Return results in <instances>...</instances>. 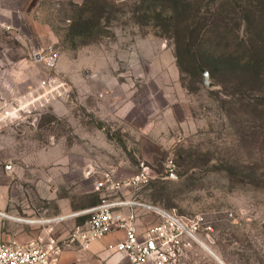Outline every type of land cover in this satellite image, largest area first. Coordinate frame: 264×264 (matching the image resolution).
Masks as SVG:
<instances>
[{"label": "rangeland", "instance_id": "rangeland-1", "mask_svg": "<svg viewBox=\"0 0 264 264\" xmlns=\"http://www.w3.org/2000/svg\"><path fill=\"white\" fill-rule=\"evenodd\" d=\"M42 1L48 30L23 73L5 75L21 110L0 120V208L50 218L133 196L224 264H264V0ZM142 162L147 184L96 189L105 172L128 176ZM149 214L141 227L161 220ZM89 217L49 225L63 237ZM40 230L0 226L14 237ZM184 243L177 264H221L187 233Z\"/></svg>", "mask_w": 264, "mask_h": 264}, {"label": "built area", "instance_id": "built-area-1", "mask_svg": "<svg viewBox=\"0 0 264 264\" xmlns=\"http://www.w3.org/2000/svg\"><path fill=\"white\" fill-rule=\"evenodd\" d=\"M55 61L53 55L45 57L46 67L52 69ZM50 80L53 78L43 79L42 87L50 86ZM20 110V102L17 101L12 107L3 109L0 120L15 117ZM140 166L136 173L120 178H115L112 172H105L95 182V187L108 192L137 189L147 184L151 178L147 166L143 162ZM173 168L174 164L169 161L164 176H172ZM143 212H154L161 220L140 228L138 218ZM72 214H89L90 217L84 226H76L71 233L55 237L52 234L53 227L49 223L65 217L13 216L0 209V226L7 220H14L41 228L24 241L3 235L0 231V264H57L59 254L68 247L77 246L87 250L92 241L118 230H122L124 236L116 242L115 248L124 254L129 264H177L183 255L185 233L188 234V230L192 232L171 213L133 196H105L96 204Z\"/></svg>", "mask_w": 264, "mask_h": 264}, {"label": "crops", "instance_id": "crops-1", "mask_svg": "<svg viewBox=\"0 0 264 264\" xmlns=\"http://www.w3.org/2000/svg\"><path fill=\"white\" fill-rule=\"evenodd\" d=\"M43 9L42 0H0V109L17 103V95L9 98L5 91L14 89L18 83L14 77L15 80L7 81L5 75L23 73V65L32 54L31 44L47 32V23L41 20ZM151 219L152 215L143 212L138 222L141 226ZM123 236L124 232L118 230L92 241L87 250L66 249L59 254L57 264H95L100 259L105 260V264H129L124 254L115 248ZM16 238L24 241L30 235L21 232Z\"/></svg>", "mask_w": 264, "mask_h": 264}, {"label": "bare ground", "instance_id": "bare-ground-1", "mask_svg": "<svg viewBox=\"0 0 264 264\" xmlns=\"http://www.w3.org/2000/svg\"><path fill=\"white\" fill-rule=\"evenodd\" d=\"M71 215H73V214H71ZM70 214L69 215H63V217H68V216H71ZM188 232V234L200 245V246H202L203 248H204V246H206L202 241H200L195 235H194V233L193 232H190L189 230L187 231ZM207 247V246H206ZM208 248V247H207ZM205 249V248H204ZM209 249V248H208ZM205 250H207V249H205ZM210 250V249H209ZM208 251V250H207ZM210 251H212V250H210ZM209 252V251H208ZM213 252V251H212ZM210 253V252H209ZM214 253V252H213ZM211 254V253H210ZM215 254V253H214ZM216 256V257H215ZM215 258L219 261V263H221V264H224L223 263V261L221 260V259H219L218 258V256L215 254Z\"/></svg>", "mask_w": 264, "mask_h": 264}, {"label": "water", "instance_id": "water-1", "mask_svg": "<svg viewBox=\"0 0 264 264\" xmlns=\"http://www.w3.org/2000/svg\"><path fill=\"white\" fill-rule=\"evenodd\" d=\"M203 75H204V83H205L206 85H211V82H210L209 79H208V74H207L206 71L203 72ZM204 248L207 249V250H208L213 256H215V254H214L212 251H210L206 246H204ZM215 257H216V256H215Z\"/></svg>", "mask_w": 264, "mask_h": 264}]
</instances>
